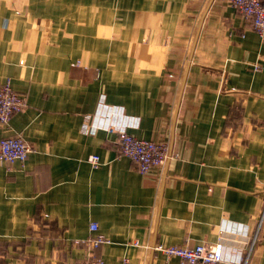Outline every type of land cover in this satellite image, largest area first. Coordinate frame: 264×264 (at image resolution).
Returning a JSON list of instances; mask_svg holds the SVG:
<instances>
[{"label":"crops","instance_id":"obj_1","mask_svg":"<svg viewBox=\"0 0 264 264\" xmlns=\"http://www.w3.org/2000/svg\"><path fill=\"white\" fill-rule=\"evenodd\" d=\"M6 81L26 102L0 138L32 150L0 159V264H178L154 246L218 241L264 264V40L227 0H0ZM101 94L169 144L162 167L87 130Z\"/></svg>","mask_w":264,"mask_h":264},{"label":"built area","instance_id":"obj_2","mask_svg":"<svg viewBox=\"0 0 264 264\" xmlns=\"http://www.w3.org/2000/svg\"><path fill=\"white\" fill-rule=\"evenodd\" d=\"M242 15L252 21L253 28L264 40V0H227ZM26 102L24 95L17 92L6 81L0 86V128L9 123L15 113L21 111ZM138 125V119L126 113L122 105L110 104L106 95L101 94L96 112L93 114L87 130L97 131L103 129L114 132L118 136L120 152L130 158L137 170L144 175L153 169L162 167L172 155L167 142L155 141L137 137L130 132L131 128ZM32 150L31 146L21 135L2 136L0 138V159L6 162H23ZM90 162L94 165L100 163L99 155H91ZM91 230L97 231V223L91 225ZM223 232H230L244 238L250 235L249 228L232 221L222 224ZM92 247H98L106 242V238L97 234L89 240ZM255 242H247V249L251 251ZM154 249L166 255L170 260L178 257V264H221L230 261L236 264H246L243 258V247L227 245L222 241L216 243H200L190 245H165L156 244ZM72 264H106L101 258L90 257L77 260ZM122 264H129V259L124 258Z\"/></svg>","mask_w":264,"mask_h":264}]
</instances>
